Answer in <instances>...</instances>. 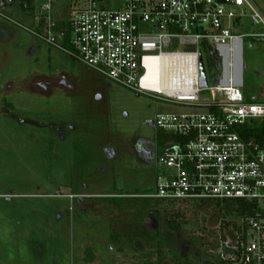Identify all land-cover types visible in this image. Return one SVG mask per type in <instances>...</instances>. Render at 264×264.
Masks as SVG:
<instances>
[{
	"label": "rangeland",
	"instance_id": "rangeland-1",
	"mask_svg": "<svg viewBox=\"0 0 264 264\" xmlns=\"http://www.w3.org/2000/svg\"><path fill=\"white\" fill-rule=\"evenodd\" d=\"M250 1L264 17V0ZM20 16L22 26L0 17V264L208 261L240 218L213 203L136 196L154 192L158 172L136 144L157 141L163 150L171 137L153 120L185 109L103 78L36 38ZM233 26L239 34L263 30L249 17ZM233 52L245 101L264 102V41L245 36ZM204 61L209 87L222 85L206 52ZM62 75L72 91L59 84ZM50 80L43 90L39 83ZM168 219L182 230H170Z\"/></svg>",
	"mask_w": 264,
	"mask_h": 264
},
{
	"label": "built area",
	"instance_id": "built-area-1",
	"mask_svg": "<svg viewBox=\"0 0 264 264\" xmlns=\"http://www.w3.org/2000/svg\"><path fill=\"white\" fill-rule=\"evenodd\" d=\"M12 12L31 21L30 32L36 38L103 78L182 106L184 111L160 113L153 120L154 127L171 139L156 157L154 192L136 196L162 202L254 204L255 213L240 220L244 233L225 242L238 255L222 258L233 264H264V140L246 139L240 132L246 122L264 121V102H246L234 80L235 41L245 36L264 41V17L253 3L0 0V17L21 25ZM244 17L263 30L236 33L233 22ZM204 52L214 62L213 79H226L222 85L209 87ZM200 56L206 87L200 86ZM155 59L168 61L160 64L156 79L170 81L172 89L158 92L143 85L147 64ZM212 89L220 98H200V93Z\"/></svg>",
	"mask_w": 264,
	"mask_h": 264
},
{
	"label": "trees",
	"instance_id": "trees-1",
	"mask_svg": "<svg viewBox=\"0 0 264 264\" xmlns=\"http://www.w3.org/2000/svg\"><path fill=\"white\" fill-rule=\"evenodd\" d=\"M13 14V13H12ZM20 14V13H16ZM242 136L246 139L249 138H255L258 141L264 140V121L262 122H246L243 126L242 129L240 130ZM170 139V138H169ZM177 139V138H176ZM162 151V150H161ZM160 151V152H161ZM159 152V153H160ZM140 195V194H138ZM201 203H213L216 206H219L220 209H222L225 214H231L234 213L238 218L243 219L247 216H252L255 211L256 207L254 204L244 202L242 200L238 201H213V200H208V201H200ZM167 226L170 230L175 231V232H180L182 230L181 223L173 220V219H168L166 221ZM234 230V235L231 239L237 240V236L240 234L244 233V227L243 225H236L233 224ZM225 240V238H223ZM194 243H197V239H192ZM226 242V241H225ZM225 242H223L221 245H219V249L222 250V252H216L212 253L209 255L210 259L208 261H203L202 263L196 262L192 259H178L176 264H233L232 261L230 260H225L222 258L223 256L226 255H238L239 251L233 250L230 247H227ZM162 257L160 256V259Z\"/></svg>",
	"mask_w": 264,
	"mask_h": 264
},
{
	"label": "bare ground",
	"instance_id": "bare-ground-1",
	"mask_svg": "<svg viewBox=\"0 0 264 264\" xmlns=\"http://www.w3.org/2000/svg\"><path fill=\"white\" fill-rule=\"evenodd\" d=\"M168 63V61H165L164 59H155L151 63L147 64V74L146 76L143 77L142 83L145 87L148 89H151L153 91H158L161 92L163 90H169L173 88V84L171 82H166L165 81H158L157 82V72H158V67L162 63Z\"/></svg>",
	"mask_w": 264,
	"mask_h": 264
},
{
	"label": "flooded vegetation",
	"instance_id": "flooded-vegetation-1",
	"mask_svg": "<svg viewBox=\"0 0 264 264\" xmlns=\"http://www.w3.org/2000/svg\"><path fill=\"white\" fill-rule=\"evenodd\" d=\"M63 79L66 81V84H62V80ZM59 84L62 87H64L65 89L69 90V91H72L73 90L72 83H70L68 81V79L64 75L61 76V79L59 81ZM39 85H40V87H42L43 90L46 91L47 89L49 90V89H51L53 87V81L50 80V82H48V83L41 82V83H39ZM153 127H154V124H153ZM136 148L144 156L154 157L155 158V161H156V157L159 154V147H158V142L157 141L153 142L152 145H150L149 147H146L142 143H138V144H136ZM79 199H82V198H79Z\"/></svg>",
	"mask_w": 264,
	"mask_h": 264
},
{
	"label": "water",
	"instance_id": "water-1",
	"mask_svg": "<svg viewBox=\"0 0 264 264\" xmlns=\"http://www.w3.org/2000/svg\"><path fill=\"white\" fill-rule=\"evenodd\" d=\"M200 70H201L200 86L206 87L207 86V77L205 74L202 56H200ZM62 84H66V81L64 79L62 80Z\"/></svg>",
	"mask_w": 264,
	"mask_h": 264
},
{
	"label": "crops",
	"instance_id": "crops-1",
	"mask_svg": "<svg viewBox=\"0 0 264 264\" xmlns=\"http://www.w3.org/2000/svg\"><path fill=\"white\" fill-rule=\"evenodd\" d=\"M13 13V12H12ZM14 15H16V13H13ZM21 17V16H20ZM82 199H79V201H81Z\"/></svg>",
	"mask_w": 264,
	"mask_h": 264
}]
</instances>
